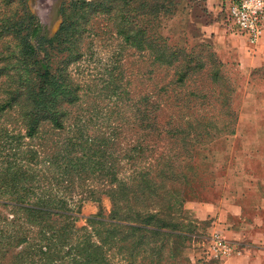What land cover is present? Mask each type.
I'll use <instances>...</instances> for the list:
<instances>
[{"label": "trees", "instance_id": "1", "mask_svg": "<svg viewBox=\"0 0 264 264\" xmlns=\"http://www.w3.org/2000/svg\"><path fill=\"white\" fill-rule=\"evenodd\" d=\"M85 1L74 0L72 3L82 6ZM93 1L91 13L105 15L113 10L112 5L106 4L108 0ZM162 1L165 0L110 2L124 4L121 7V15L124 16L121 35L129 46L139 52H148L154 63L164 67L185 58V64H176L174 68V83L181 84L191 72L201 70V55L166 45L160 31L150 32L139 24L142 19L155 24L161 11L159 2ZM170 1L166 0L167 5ZM202 1L185 0V32L194 37L199 34L197 25L205 26ZM28 20L21 19L9 25L11 18L0 14V35L19 40L15 44L14 55L11 54L14 60L0 67V76H4L0 113L17 107L24 130L20 137L30 142L42 136L38 132L42 123L49 124L55 131L66 128L73 132L67 134L62 148L54 153L40 156L29 143L18 153L10 147L13 153L0 163V264H114L115 257L126 264H156L163 260L165 254L168 258L174 257V252H169L170 246L190 240L193 233L192 229L186 227V230L182 224L173 222L171 213L182 205L184 195L180 196L179 191L185 190V184L190 180L183 172L175 173L170 158L163 157L161 153L157 157H146L145 154L152 155L158 148L157 144L175 138L180 127L171 129L170 126L159 125L158 107L147 104L144 99L140 100V106L139 103L127 105L131 112L123 116L118 112L120 103L128 98L119 82L112 80L105 84V90L119 105L116 112L107 114L109 108L103 117L119 119L122 122L117 120L119 127L126 124L137 128L138 137L123 152L122 165L113 156L112 149L117 142L113 135L101 142L109 147L107 156L101 146L91 150L87 136H84L87 120L75 118L65 126L67 113L62 109L64 105L78 102L81 87L66 76L63 67L67 59L54 70L47 59V47L52 42L69 44L71 34H67V30L62 32L63 23L52 39L42 37V40L30 42L34 31L29 30ZM212 62L217 63L215 59ZM216 77L217 71L212 73V78ZM165 87H160L159 91L164 93ZM188 97L186 105L188 100H201L204 95L189 93ZM232 120L228 128L234 126L235 117ZM192 127L186 136L194 139L199 135L198 127L210 128L206 124ZM231 130L224 135L232 136ZM18 139L12 137L10 140L17 142ZM75 150L78 154H74ZM122 166L129 170L125 176L118 172ZM97 180H102L105 186L88 188V184L98 183ZM99 195L110 201L107 218H103L99 211L85 220V227L75 228L79 205L87 200L98 202Z\"/></svg>", "mask_w": 264, "mask_h": 264}, {"label": "rangeland", "instance_id": "2", "mask_svg": "<svg viewBox=\"0 0 264 264\" xmlns=\"http://www.w3.org/2000/svg\"><path fill=\"white\" fill-rule=\"evenodd\" d=\"M72 1L74 0H0V14L11 18L9 25L21 19L26 22L29 18V30L34 31L29 38L30 42L42 40V37L52 39L62 24H65L61 30H67L66 33L71 34L68 39L70 45L52 42L47 47V59L52 70L59 68L60 62L67 59L64 72L73 84L81 87L78 102L64 105L62 109L67 113L65 126L75 118L87 120L84 136H87L86 141L90 143L91 150L101 146L107 156L109 147L103 146L101 142L113 135L117 141L112 149L113 156L122 165L123 152L138 137L137 128L126 124L119 127L117 120L122 123L119 119L111 116L107 120L103 117L109 108L110 112L107 114L116 112L119 105L118 102L114 103V98L105 90V84L112 80L119 82L118 85L128 98L120 103L118 112L123 113V116L126 117L131 112L127 105L139 103L140 106V100L144 99L147 104L158 107L156 113L159 125L170 126L171 129L180 127L175 138L157 144V150L152 155L145 156L157 157L161 153L173 162L175 173L183 172L189 178L185 190L179 191L180 196L184 195L182 205L171 213L173 222L182 224L185 229H192L193 233L190 240L170 246L169 252H174V257L168 258V254H165L163 260L156 264H208L210 258L206 232L209 220L212 219L205 215V207L215 206L218 202L219 197L213 192V182L222 171H214L213 168L222 170L220 165L223 163L219 157L213 158L216 146L213 149L211 143L223 137L230 140L231 151L227 161L224 160L225 166H232L245 175L264 176V62L252 67L240 61L238 48L243 47L245 52H249L248 49H253L254 46H249L243 38L230 34L226 16L228 0L202 1L206 15L203 20L205 26L197 25V37L185 32V0H171L169 5L166 0L159 2L161 11L155 24L151 20L146 22L145 19L139 22L150 32L160 31L166 45H175L184 52L192 51L193 54L201 55V70L191 72L181 84L174 83V68L185 64V58L178 59L170 67H164L154 63L148 52H139L123 41V2L112 3L108 0L106 4L112 5L113 10L104 15L99 12L91 13L95 3L93 0H86L82 6H74ZM141 2L147 3V0H139L138 3ZM89 4L92 6H87ZM17 40L9 35H0V67L14 60L12 55L16 50ZM70 52L74 54L69 55ZM211 59H215L218 64H213ZM215 71L217 77L213 79L212 73ZM3 80L4 76L1 75L0 91ZM164 85L166 87L163 93L159 88ZM189 93L204 95V98L188 100L186 105L185 99L189 98ZM3 96L0 92V100ZM18 113L17 107L0 113V163L9 158L8 155L13 150L21 152L29 143L40 156L54 153L62 148L67 134L73 132H68L66 128L55 131L49 124L42 123L38 129L42 136L30 142L29 139L20 137L24 130ZM233 117L236 120L234 126L228 128ZM197 124H206L210 128L198 127L199 135L195 139L186 136L189 127ZM230 130L233 131L232 139L229 135H224ZM12 137L22 138V141H11ZM206 155L209 157L208 163L203 162ZM118 172L120 176H125L129 170L122 166ZM97 182L88 184V188L105 186L102 180ZM110 209V201L103 195H99L98 202L87 200L79 205L74 227H85V220L99 211L103 218H107ZM113 263L126 264L118 257L113 259Z\"/></svg>", "mask_w": 264, "mask_h": 264}, {"label": "crops", "instance_id": "3", "mask_svg": "<svg viewBox=\"0 0 264 264\" xmlns=\"http://www.w3.org/2000/svg\"><path fill=\"white\" fill-rule=\"evenodd\" d=\"M248 50L245 52L243 47L238 48L242 64L255 67L264 62V35L253 49ZM228 137L232 139L233 135ZM215 146L213 158L219 157L223 163L220 165L222 170L213 168L222 173L213 182L218 202L215 206L205 207V215L212 219L209 220L206 238L209 244L210 239L217 235L236 253L221 261L210 259L207 263L264 264V176L245 175L232 166H225L224 160L231 151L230 140L219 138L211 143L213 149ZM208 158L206 155L203 162L208 163Z\"/></svg>", "mask_w": 264, "mask_h": 264}, {"label": "built area", "instance_id": "4", "mask_svg": "<svg viewBox=\"0 0 264 264\" xmlns=\"http://www.w3.org/2000/svg\"><path fill=\"white\" fill-rule=\"evenodd\" d=\"M229 32L254 46L264 35V0H228L226 6ZM208 256L221 261L236 253L224 239L214 235L208 244Z\"/></svg>", "mask_w": 264, "mask_h": 264}]
</instances>
